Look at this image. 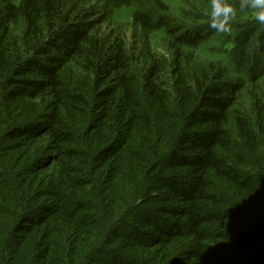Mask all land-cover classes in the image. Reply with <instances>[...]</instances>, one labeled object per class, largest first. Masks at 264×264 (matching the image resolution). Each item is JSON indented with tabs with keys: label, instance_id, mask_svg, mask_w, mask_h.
Segmentation results:
<instances>
[{
	"label": "trees",
	"instance_id": "obj_1",
	"mask_svg": "<svg viewBox=\"0 0 264 264\" xmlns=\"http://www.w3.org/2000/svg\"><path fill=\"white\" fill-rule=\"evenodd\" d=\"M171 1L0 0V264H264L259 9Z\"/></svg>",
	"mask_w": 264,
	"mask_h": 264
},
{
	"label": "rangeland",
	"instance_id": "obj_2",
	"mask_svg": "<svg viewBox=\"0 0 264 264\" xmlns=\"http://www.w3.org/2000/svg\"><path fill=\"white\" fill-rule=\"evenodd\" d=\"M171 7H177L178 2L172 0L170 2ZM171 14V13H170ZM116 19L121 23H126V26L128 27L127 31V37H129L128 41L131 43V11L129 9H122L119 11L116 15ZM152 47L154 50L160 54L166 57V59L170 58L169 49H167L164 45L163 39L161 38V35L158 34L151 40ZM201 51H208L210 54L214 53V56L212 58L218 59L219 61H222L223 66H225L226 71L228 73H231L230 78L234 80H241L244 79L245 75L247 74L246 69L244 67L238 68L240 70L235 71V68L233 67L232 56L223 55V53L218 50V46L214 44L213 42H206L201 46Z\"/></svg>",
	"mask_w": 264,
	"mask_h": 264
},
{
	"label": "clouds",
	"instance_id": "obj_3",
	"mask_svg": "<svg viewBox=\"0 0 264 264\" xmlns=\"http://www.w3.org/2000/svg\"><path fill=\"white\" fill-rule=\"evenodd\" d=\"M259 9L255 13L258 22L264 24V0H241L240 9L246 7ZM236 15V9L230 5L221 6L219 0H212V11L210 13V27L219 31H226L228 22Z\"/></svg>",
	"mask_w": 264,
	"mask_h": 264
}]
</instances>
